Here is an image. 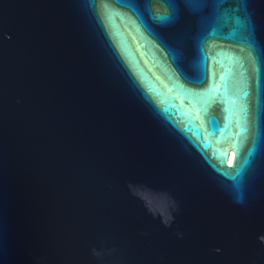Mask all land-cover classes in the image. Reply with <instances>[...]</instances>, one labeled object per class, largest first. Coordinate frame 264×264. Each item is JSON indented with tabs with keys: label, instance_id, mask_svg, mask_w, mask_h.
Returning <instances> with one entry per match:
<instances>
[{
	"label": "water",
	"instance_id": "water-1",
	"mask_svg": "<svg viewBox=\"0 0 264 264\" xmlns=\"http://www.w3.org/2000/svg\"><path fill=\"white\" fill-rule=\"evenodd\" d=\"M0 264H264V0H0Z\"/></svg>",
	"mask_w": 264,
	"mask_h": 264
},
{
	"label": "bare ground",
	"instance_id": "bare-ground-1",
	"mask_svg": "<svg viewBox=\"0 0 264 264\" xmlns=\"http://www.w3.org/2000/svg\"><path fill=\"white\" fill-rule=\"evenodd\" d=\"M232 158H233V152L231 151V152H230V155H229V161H230V162L232 161Z\"/></svg>",
	"mask_w": 264,
	"mask_h": 264
}]
</instances>
